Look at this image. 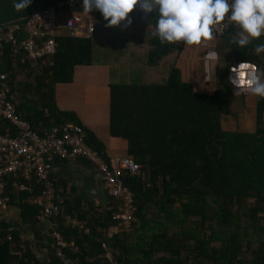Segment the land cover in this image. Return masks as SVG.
<instances>
[{
  "label": "trees",
  "instance_id": "1",
  "mask_svg": "<svg viewBox=\"0 0 264 264\" xmlns=\"http://www.w3.org/2000/svg\"><path fill=\"white\" fill-rule=\"evenodd\" d=\"M57 1L31 0L18 12L15 0H0V23L24 20ZM93 16L104 19L98 11ZM155 18L153 12L147 23H139L150 32L149 46L137 43L138 51L132 48L136 42L129 46L139 54V61L145 60L141 73H156L160 80L110 87V135L126 141L127 155L143 172L140 177L123 178L136 206L130 230L108 233L116 223L111 197V207L100 213L79 201L55 199L60 213L49 220L50 227L76 245V252L64 250L76 264H108L101 244L116 264H264V99L257 97L253 131H241L238 114L246 107L242 82L247 69L233 70L243 62L264 68V53L254 51L263 37L239 48L231 43L237 29L230 28L210 42L214 45L209 50L219 55L214 91L200 94L181 76L191 46L160 43L153 36ZM101 34L97 26L95 36ZM115 35H123L119 27ZM23 36L20 32L19 39ZM91 39L59 36L53 56L34 68H29L21 50L13 56L7 45L0 50V73H9L16 112L35 132L65 121L77 124L73 115L57 111L54 87L70 83L75 66L95 60ZM234 76L239 91L230 81ZM227 121L234 124L232 130L223 128ZM84 132L86 144L103 154L97 139ZM9 179H3V195L7 204L17 206L19 225L30 235L20 234L0 212V264H61L40 207L25 200L39 193L40 185L34 178L20 179L24 190L14 192ZM65 215L75 216L86 231L66 226Z\"/></svg>",
  "mask_w": 264,
  "mask_h": 264
},
{
  "label": "built area",
  "instance_id": "2",
  "mask_svg": "<svg viewBox=\"0 0 264 264\" xmlns=\"http://www.w3.org/2000/svg\"><path fill=\"white\" fill-rule=\"evenodd\" d=\"M83 0H59L51 7L43 8L28 15L24 20H12L0 23V50L9 46L11 56L18 50L23 52L29 68H34L38 61L45 60L55 53V39L59 36L91 39L94 32L92 15L83 14ZM140 24H145L152 13L145 15L137 5L129 13ZM230 28L231 24L214 27L217 40ZM24 36L19 39V34ZM264 42V36H262ZM246 93V92H245ZM86 136L82 127L73 123L62 126L53 125L40 133L31 129L16 112L15 97L9 87V73H0V190L4 178L29 181L34 178L40 185L39 194L26 200L40 207L41 218L47 222L46 231L53 238L50 244L61 264H76L64 250L76 252L77 247L72 241L63 240L61 234L50 227L49 220L60 213L55 201V192L51 174L52 160L83 159L97 172L102 190L116 203L113 218L116 220L115 231L128 232L135 220V201L130 188L124 184V176H143L141 166L131 156L122 158H104L103 154L93 150L85 142ZM138 165L133 168L131 164ZM6 198L0 196V212L6 210ZM68 227L77 226L84 231L86 227L75 216H63ZM8 238V237H7ZM103 256L108 264H116L110 251L101 244Z\"/></svg>",
  "mask_w": 264,
  "mask_h": 264
},
{
  "label": "crops",
  "instance_id": "3",
  "mask_svg": "<svg viewBox=\"0 0 264 264\" xmlns=\"http://www.w3.org/2000/svg\"><path fill=\"white\" fill-rule=\"evenodd\" d=\"M112 28H109L110 33ZM96 29L97 27L94 26L92 42L99 37L95 36ZM206 44L203 41L201 45L204 47ZM213 45L214 43L210 44L211 47ZM199 47L200 45H197L187 49V51H191V54L186 53L185 57L190 60L185 59L182 62L180 67L181 76L184 82L191 83L195 92L210 95L214 91V71L218 63L210 61L207 66L203 67L202 64L198 69L200 63L196 60L200 59ZM204 49L206 54L207 48ZM192 55L193 57H191ZM93 61H96V59ZM93 61L87 66H75L70 83L55 85L54 105L57 111L73 115L72 118L82 127L83 131H88L97 139L102 145V153L106 158H122L128 156L126 141L120 137L110 135V87L115 85H139L143 82L146 83L148 79H151L150 82H157L160 79L156 73L152 75L141 73V65H135L132 62L129 65H119L115 62ZM198 71H200L199 74ZM244 97L246 107L238 114L240 130L252 132L254 129L252 117L257 96L248 92ZM65 123L67 122L56 125L62 126ZM224 129L228 128L224 127ZM52 167L51 180L55 189V199L58 202L79 201L82 207L91 208L99 213L111 207L112 199L102 190L97 172L86 161L79 158L72 160L54 158ZM18 180L20 179L8 180L10 181V190L14 192L24 190V186ZM27 189L30 193L29 187ZM3 190L4 182L2 181L0 196L5 197ZM38 194L29 195L25 200H28L31 196L36 197ZM18 211L19 209L14 204H7L3 215L14 223L20 234L28 238L30 235L28 230L19 225ZM112 232H115V229L110 226L108 233Z\"/></svg>",
  "mask_w": 264,
  "mask_h": 264
},
{
  "label": "clouds",
  "instance_id": "4",
  "mask_svg": "<svg viewBox=\"0 0 264 264\" xmlns=\"http://www.w3.org/2000/svg\"><path fill=\"white\" fill-rule=\"evenodd\" d=\"M31 0H15L16 11H24ZM139 5L145 13H156L153 36L160 43L184 46L201 45L203 41L215 39L214 27L231 24L237 29L231 43L244 48L264 36V0H83V14L89 16L98 11L105 21L106 27L120 26L127 28L132 24L129 18L134 8ZM256 54L264 53V42L254 49ZM206 58L216 63L219 61L217 52L207 53ZM245 68L246 79L242 82L246 94L264 99V68L243 62L233 70ZM214 69V68H213ZM237 91L241 86L236 77H230ZM131 164V161H125ZM133 168L138 165L131 164Z\"/></svg>",
  "mask_w": 264,
  "mask_h": 264
},
{
  "label": "rangeland",
  "instance_id": "5",
  "mask_svg": "<svg viewBox=\"0 0 264 264\" xmlns=\"http://www.w3.org/2000/svg\"><path fill=\"white\" fill-rule=\"evenodd\" d=\"M129 18L132 20V24L127 27L125 30L122 25L117 26L121 29L123 35L117 36L115 35V32L117 30L116 28H112L111 33L109 32V28L106 27L107 21L100 17L93 16L92 22L94 26H98L102 28V34L97 37L95 41H93L92 49L93 54L96 59V61L93 62H115L119 65H129L132 63H135V65H143L145 63V60L139 61V54L137 52H131L129 44L135 43L136 45L133 46V50L138 51L139 47L137 46V43H146L147 46H149V30L147 28L142 27L137 23L136 20L132 17V15H129ZM93 40V37L91 41ZM221 43V42H220ZM211 43L206 44V46H202L200 51V59L196 62L200 63L198 69H200L201 65L203 64V67L205 66V63L207 61L206 56L207 53L212 52L209 50ZM221 44H219L220 46ZM218 47V45H217ZM206 54L205 53V49ZM146 51V50H145ZM141 52V50H140ZM186 53H190L191 51L188 50ZM193 57V55L191 56ZM136 59V61H135ZM187 60H190L187 58ZM196 70V69H193ZM200 71H198V74ZM240 114V113H239ZM234 124L227 121L224 122V127L228 129H232ZM223 127V128H224ZM247 203H251V199L246 200ZM255 242L250 246V248H254ZM246 257H248V252L246 253Z\"/></svg>",
  "mask_w": 264,
  "mask_h": 264
}]
</instances>
